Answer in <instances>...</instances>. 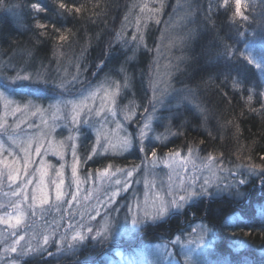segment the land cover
<instances>
[{"label": "rangeland", "instance_id": "1", "mask_svg": "<svg viewBox=\"0 0 264 264\" xmlns=\"http://www.w3.org/2000/svg\"><path fill=\"white\" fill-rule=\"evenodd\" d=\"M18 18L13 14L11 20L18 24ZM191 18L188 0H177L156 46L147 87L148 106L139 112L138 106L129 107V102H122L126 95H136L135 104H142L135 80L128 73L123 78L110 76L111 72L105 73L97 82L81 84L84 71L80 70L79 57L59 61L57 55L52 63L43 65L37 62L35 65L23 50H12L9 54L0 51V95L4 97L0 99V144L4 148L0 152V161L4 162L0 163V173H3L0 176V217L5 220L0 222V264H23L24 260H36L37 256L50 250L70 245L78 244L82 250L90 241L113 244L127 240L132 243L147 224L182 214L200 198H222L226 195L242 199L241 187L259 175L258 169L229 166L218 157L201 155L196 150L166 149L164 154L158 151L173 137L167 131L166 121L172 116L170 111L192 100L190 92L174 85L191 35L188 26ZM77 86L80 90L75 92L73 88ZM13 88L17 89V97L21 99L12 96ZM30 90L33 93L29 94ZM91 93L96 95L93 97ZM105 93L109 95L106 97ZM81 102L87 107H83L74 119L73 105ZM149 117L150 127L145 129L144 151L141 152L140 130L144 129ZM126 140L131 143L124 148ZM135 149H138V157H130L131 163L127 166L102 164L104 157H128ZM153 150L157 153L155 158L151 156ZM25 151L28 161L25 160ZM209 156L214 158L211 162ZM217 165L222 169L219 172ZM9 168L19 170L17 180L8 179ZM133 168L135 171L128 177L126 171ZM45 170L46 175L42 176L41 172ZM105 170L108 173L102 176ZM214 172L219 179L213 175ZM117 179L121 184L115 183ZM205 179L212 181L207 186V194H199L181 208L170 206L168 214L160 219L143 216V208L152 211L161 200L167 203L174 197L178 198L183 194L182 187L192 185L199 193L198 187L204 184ZM28 180L32 181L30 185ZM240 180L245 182L239 183ZM61 181H64L63 189L67 195L57 202L54 189ZM41 183L49 192V203L43 206L34 204L32 200L33 189ZM20 189L21 195H13ZM114 191H119V195L107 204ZM24 193L29 197L26 202L23 201ZM17 203L21 205L24 218L13 227L14 218L18 215L13 206ZM137 203L139 209H136ZM261 206L264 207V202ZM131 207L138 212L142 222H133ZM94 209L100 211L95 220L90 218L95 214ZM105 211L110 216L108 230L96 235ZM259 214H264L263 208ZM9 219L12 224L7 222ZM89 226L93 227L92 233L87 232ZM77 232L85 239L73 240ZM45 237H48L47 244L44 243ZM170 241L175 248L167 242L158 243L147 251L116 252L115 257H107L100 264H182L178 255L185 262L190 261L189 264H206L207 255L213 254L217 242L212 230L201 219L186 225ZM13 246L16 247L15 252L11 251ZM70 248L69 253H74L76 249ZM46 256L50 261L58 255Z\"/></svg>", "mask_w": 264, "mask_h": 264}, {"label": "trees", "instance_id": "2", "mask_svg": "<svg viewBox=\"0 0 264 264\" xmlns=\"http://www.w3.org/2000/svg\"><path fill=\"white\" fill-rule=\"evenodd\" d=\"M61 2L81 10L60 9ZM188 2L191 35L174 85L190 92L192 100L170 111L167 131L173 137L158 151L196 150L201 155L218 157L229 166L264 165V0H244L247 19L233 17L234 0H228L227 7L223 0ZM176 3L177 0H0V51L9 54L23 50L35 65L52 63L57 55L59 61L79 57L80 70L84 71L81 84L97 82L105 73L122 78L128 73L135 80L142 104H135L136 95H126L122 102L143 111L149 102L147 87L156 46ZM35 4L47 11L36 12ZM13 14L19 17L18 24L12 22ZM38 24H46L47 28L41 29ZM60 35L67 39L59 40ZM13 89L10 93L19 98L17 89ZM45 89L51 90L47 86ZM74 89L77 92L80 87ZM132 156L138 157V149L128 157H104L101 161L103 165L127 166ZM258 170L259 175L241 187L242 199L226 195L200 198L182 214L147 224L133 244L127 240L113 244L90 241L82 250L78 244L70 245L50 250L37 256L38 262H32L100 264L107 257H115L116 252H142L158 243L167 242L175 248L170 241L173 236L201 219L217 241L206 264H264V214H259L260 208L264 209V171ZM71 246L76 250L70 254ZM53 253L58 256L46 260V255ZM177 258L182 264L190 263L179 255Z\"/></svg>", "mask_w": 264, "mask_h": 264}, {"label": "snow or ice", "instance_id": "3", "mask_svg": "<svg viewBox=\"0 0 264 264\" xmlns=\"http://www.w3.org/2000/svg\"><path fill=\"white\" fill-rule=\"evenodd\" d=\"M228 5V0H223V6L227 7ZM234 5H235V10L233 13V17H239L240 19H247V17L244 14V9L247 7V4L244 2V0H234ZM33 8L36 12H41L44 11L46 12L47 9H45L44 7H42L40 4H35L33 5ZM59 8L60 9H67L69 12L75 11V12H80V8L76 7L75 5L72 6V8H68V6L66 4H64L63 2L59 3ZM37 27L44 29L47 28L46 24H38ZM53 27H55L53 25ZM67 37L65 35H60L59 36V40L64 41L66 40ZM133 39L135 40L136 38L133 37ZM19 78V76L17 77ZM117 87V92L119 90V85L116 86ZM91 96H95L96 93H91ZM109 94L105 93V96L107 97ZM114 95V94H113ZM4 98L2 95H0V99ZM252 97L249 96L248 100L251 101ZM114 102V101H113ZM83 107H87V105L83 104V102H81L80 105H73V112H74V119L77 118L80 115V110ZM101 111H103V104L101 106ZM97 115H100V112L96 113ZM116 113L113 112V115H115ZM150 121L151 118L149 117L147 122L144 124V129L140 130V151L143 152L144 151V147H143V141L146 138V132L145 129H148L150 127ZM119 127V125H118ZM131 143L130 140H126L123 147L127 148L129 146V144ZM4 150L3 148V144H0V152H2ZM37 151H39V149H37ZM95 154V153H93ZM176 156H179V153H175ZM151 156L153 158H155L157 156V153L155 150H153L151 152ZM76 159V158H75ZM88 159H91V156L88 157ZM214 158L209 156L208 160L209 162H211ZM25 160L28 161V153L27 151H25ZM0 163H4L3 161H0ZM76 164V174H77V164L78 161L75 162ZM5 167H8V165H5ZM251 169L255 170V169H260L261 171H264V165H250L249 166ZM111 168V166H109V169ZM221 169V166L217 165V172H219ZM117 171H121L119 169H117ZM135 171V168L133 169H129L126 171V174L128 177H131L133 172ZM16 174H13V173ZM108 170H105V172H102L101 175H107ZM25 174H27L26 171V164H25ZM62 174V173H60ZM3 173H0V176H2ZM41 175H46V170L41 172ZM114 175V173H113ZM214 176H217V173L214 172L213 173ZM19 177V170L18 169H13V168H9L8 170V179L10 181H15L17 180ZM217 179H219V176H217ZM245 181L240 180L239 183H244ZM28 185H30L32 183L31 180L27 181ZM115 183L117 185L121 184V181L119 179H117L115 181ZM196 181L193 180V185H195ZM212 181L209 179H205L204 184L199 185V193L196 191V187L190 185L188 187H182V191L183 194H180L177 197H174L171 201H168L167 203H165L163 200L160 201L158 206H155L154 209L152 211H149V209L147 207L143 208L142 212H143V216L145 218H151L152 220H157L160 219L164 216H166L168 214L169 208L170 206H175L176 208H181L184 204L188 203V201L193 200L194 198L198 197L199 194H207V186L209 184H211ZM63 185H64V181L58 182L55 186V200L57 202H60L63 200V198L67 195V192L63 189ZM126 187V185H125ZM121 190H124V188H121ZM21 191L22 189H20L18 192L13 193V195H21ZM119 195V191H114L112 193V196L109 198V200L106 202L107 204H111L112 199L115 198L116 196ZM28 194L24 193L23 195V201H27L28 200ZM73 199H75V196H73ZM32 200L34 202V204L39 205V206H43L45 204L49 203V192L44 188L43 184H39L38 186H36L33 189V195H32ZM147 203V202H146ZM14 209L16 210V212L18 213V215L14 218L15 219V223L13 224V227H15L16 225H19L23 218H24V212L21 210V205L19 203L15 204ZM29 207H32V205H29ZM140 206L137 203L136 204V209H139ZM130 211H133V222L137 223V222H142L139 220L138 218V212L136 210H134L132 207L129 209ZM95 214L91 215L90 218L95 220L96 216L100 215V211L99 209H94ZM0 222H5L4 217H0ZM8 223L12 224V220L9 219L7 221ZM109 223H110V216L107 214V211H105V214L103 216V223L100 225V227L96 230V235H101L103 233H105L108 230L109 227ZM87 232L88 233H92L93 232V227L89 226L87 227ZM83 240L85 239V237L83 235H81L80 232H77L75 235H73L72 239L73 240H77V239ZM20 239H23V237L21 236ZM179 239V238H177ZM18 243V241H17ZM44 243L47 244L48 243V237L44 238ZM37 249H29L28 251H36ZM11 251L15 252L16 251V247H11Z\"/></svg>", "mask_w": 264, "mask_h": 264}, {"label": "bare ground", "instance_id": "4", "mask_svg": "<svg viewBox=\"0 0 264 264\" xmlns=\"http://www.w3.org/2000/svg\"><path fill=\"white\" fill-rule=\"evenodd\" d=\"M56 250V249H55ZM47 263V262H46ZM23 264H35L32 260H24Z\"/></svg>", "mask_w": 264, "mask_h": 264}]
</instances>
